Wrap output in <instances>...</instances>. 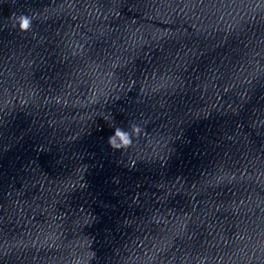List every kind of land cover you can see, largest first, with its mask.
Returning a JSON list of instances; mask_svg holds the SVG:
<instances>
[{
  "label": "clouds",
  "instance_id": "1",
  "mask_svg": "<svg viewBox=\"0 0 264 264\" xmlns=\"http://www.w3.org/2000/svg\"><path fill=\"white\" fill-rule=\"evenodd\" d=\"M18 23L21 31H28L31 26V19L26 15H21L19 17ZM132 131L133 133H139L140 129L133 126ZM117 141H119V143ZM108 142L113 148L119 149L121 147L129 146L132 143V140L130 139L128 132L120 128H116L114 131V135L109 136Z\"/></svg>",
  "mask_w": 264,
  "mask_h": 264
}]
</instances>
